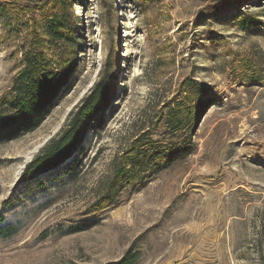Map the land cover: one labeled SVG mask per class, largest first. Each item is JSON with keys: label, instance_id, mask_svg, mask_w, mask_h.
<instances>
[{"label": "rangeland", "instance_id": "374dc122", "mask_svg": "<svg viewBox=\"0 0 264 264\" xmlns=\"http://www.w3.org/2000/svg\"><path fill=\"white\" fill-rule=\"evenodd\" d=\"M69 1L79 43L70 89L38 129L0 141V227H17L0 235V264H105L136 251L137 264H264V0ZM58 2L0 0V99L32 40L47 39ZM244 17L256 23L244 29ZM106 73L111 102L80 149L25 178ZM178 103L198 108L192 134L177 136L191 134L193 152L88 213L136 135L168 138L160 119Z\"/></svg>", "mask_w": 264, "mask_h": 264}, {"label": "trees", "instance_id": "16d2710c", "mask_svg": "<svg viewBox=\"0 0 264 264\" xmlns=\"http://www.w3.org/2000/svg\"><path fill=\"white\" fill-rule=\"evenodd\" d=\"M58 6L46 18L47 39L39 36L32 40L24 51L23 67L0 99V141L16 139L38 129L56 102L70 89L79 43L71 2L59 0ZM255 21L254 17H244L243 28L249 29ZM113 80L114 75L106 73L95 82L72 110L66 125L27 164L25 178H34L56 168L80 149L89 129L104 117L113 96ZM194 88L192 84L188 85V89ZM197 116L196 106L169 104L160 119L168 130V138H155L149 130L136 135L129 147L116 157L112 174L88 213H98L117 205L125 190L143 187L163 169L192 153L195 142L191 134ZM186 129H191V134L182 140L177 138ZM97 217L87 218L71 226L69 231L88 229L98 223ZM16 229L11 224L1 226L0 235H11ZM139 258L140 252H130L105 264H137Z\"/></svg>", "mask_w": 264, "mask_h": 264}]
</instances>
